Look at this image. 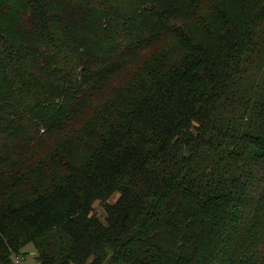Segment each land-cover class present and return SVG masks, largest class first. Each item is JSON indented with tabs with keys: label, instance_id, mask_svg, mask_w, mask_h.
<instances>
[{
	"label": "trees",
	"instance_id": "1",
	"mask_svg": "<svg viewBox=\"0 0 264 264\" xmlns=\"http://www.w3.org/2000/svg\"><path fill=\"white\" fill-rule=\"evenodd\" d=\"M30 244L264 264V0H0V264Z\"/></svg>",
	"mask_w": 264,
	"mask_h": 264
},
{
	"label": "rangeland",
	"instance_id": "2",
	"mask_svg": "<svg viewBox=\"0 0 264 264\" xmlns=\"http://www.w3.org/2000/svg\"><path fill=\"white\" fill-rule=\"evenodd\" d=\"M117 198L118 197H116L114 199V201H112V202L117 201ZM95 209L98 212L99 216H102L103 218L105 217L106 210L104 209V207L100 203L95 206ZM24 254H25L24 256H26V257H25L24 261L22 260V262L20 264H38V262H37V257H38L37 251L32 244H30L26 247V249L24 250ZM18 260H19V258L15 259V261H18ZM15 264H17V263L15 262Z\"/></svg>",
	"mask_w": 264,
	"mask_h": 264
},
{
	"label": "built area",
	"instance_id": "3",
	"mask_svg": "<svg viewBox=\"0 0 264 264\" xmlns=\"http://www.w3.org/2000/svg\"><path fill=\"white\" fill-rule=\"evenodd\" d=\"M16 263H17V264H20V263H21V261H20V260H18V261H16Z\"/></svg>",
	"mask_w": 264,
	"mask_h": 264
}]
</instances>
